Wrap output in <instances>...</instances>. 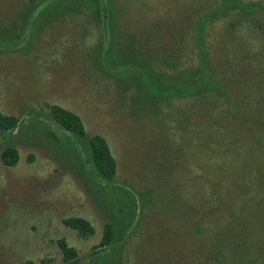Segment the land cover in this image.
I'll return each instance as SVG.
<instances>
[{"label":"rangeland","instance_id":"rangeland-1","mask_svg":"<svg viewBox=\"0 0 264 264\" xmlns=\"http://www.w3.org/2000/svg\"><path fill=\"white\" fill-rule=\"evenodd\" d=\"M38 1L0 0V112L20 119L0 137L20 155L0 159V264H264V10L240 22L227 6L209 17L224 0H104L103 24L80 0L29 15ZM47 104L105 138L114 183ZM35 117L49 129L31 132ZM132 197L124 238L94 253Z\"/></svg>","mask_w":264,"mask_h":264},{"label":"trees","instance_id":"trees-1","mask_svg":"<svg viewBox=\"0 0 264 264\" xmlns=\"http://www.w3.org/2000/svg\"><path fill=\"white\" fill-rule=\"evenodd\" d=\"M59 0H40L32 6L28 14H34L38 10L39 4H45L43 13L50 11L51 6L56 5ZM81 4L92 3L93 11L97 18L101 20L103 24L107 22V16L110 17V11L107 3L104 0H80ZM236 10L239 15L240 22H249L250 20H255V14L264 10V6L260 3L253 1H240V0H224L223 5L220 10H215L210 12V18H216L219 11H224L225 7ZM41 12V11H40ZM39 13V12H38ZM26 23V22H25ZM107 31H105V34ZM104 34V35H105ZM116 64V62H114ZM112 64V63H111ZM142 64V63H141ZM118 66L124 67L130 66L135 71L143 72L145 75L144 65L128 64L127 62L117 63ZM115 66V65H112ZM135 72V73H137ZM48 112L45 117L48 121L55 124L62 131L71 134L76 140H78L85 148L87 152V160L91 166V172L106 184H112L115 180L117 164L115 158L113 157L109 145L105 138L99 134L89 136L86 132L85 126L82 122L80 116L73 111H70L64 107L57 104H47ZM34 116V115H33ZM20 119L15 115H6L0 112V137H5L8 133L12 132L17 128ZM31 122L30 130L36 128L37 125H45L49 129V125L38 117H35ZM50 133L55 137L57 134L51 130ZM20 155L19 150L14 145H7L3 148L0 153V159L2 163L6 166H15L19 161ZM33 157L30 156L29 160ZM101 185V184H100ZM127 203L126 210L122 213L121 217L112 215L108 220L105 221L103 226V232L101 239L98 243L94 244L91 249L94 253H98L103 249L110 247L118 242H120L126 233V229L129 226L130 219L134 215L137 202L134 197L129 199ZM63 223L76 230L77 233L82 236H88L95 232L92 224L85 218L71 216L63 219ZM58 247L61 250L63 259L67 262H71L72 259L77 255V251L74 247L67 245L64 239H59L57 241Z\"/></svg>","mask_w":264,"mask_h":264}]
</instances>
